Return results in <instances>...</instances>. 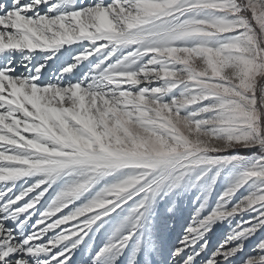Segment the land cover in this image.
I'll use <instances>...</instances> for the list:
<instances>
[{"label": "snow or ice", "instance_id": "6c2138e0", "mask_svg": "<svg viewBox=\"0 0 264 264\" xmlns=\"http://www.w3.org/2000/svg\"><path fill=\"white\" fill-rule=\"evenodd\" d=\"M0 264H264V0H0Z\"/></svg>", "mask_w": 264, "mask_h": 264}, {"label": "rangeland", "instance_id": "374dc122", "mask_svg": "<svg viewBox=\"0 0 264 264\" xmlns=\"http://www.w3.org/2000/svg\"><path fill=\"white\" fill-rule=\"evenodd\" d=\"M193 214H194L193 205L190 202L186 201L182 205L179 215L173 221L175 225L174 231L172 233L173 239L177 238L182 233L183 228L189 224ZM219 238H220L219 233L216 236H213L212 243L216 244Z\"/></svg>", "mask_w": 264, "mask_h": 264}]
</instances>
